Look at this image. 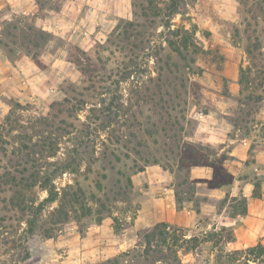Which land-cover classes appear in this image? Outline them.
Segmentation results:
<instances>
[{"label": "rangeland", "instance_id": "374dc122", "mask_svg": "<svg viewBox=\"0 0 264 264\" xmlns=\"http://www.w3.org/2000/svg\"><path fill=\"white\" fill-rule=\"evenodd\" d=\"M0 264H264V0H0Z\"/></svg>", "mask_w": 264, "mask_h": 264}, {"label": "trees", "instance_id": "16d2710c", "mask_svg": "<svg viewBox=\"0 0 264 264\" xmlns=\"http://www.w3.org/2000/svg\"><path fill=\"white\" fill-rule=\"evenodd\" d=\"M242 71H243L242 77H244L245 70L243 69ZM44 188L48 192V197H46L44 201L54 202L58 199V192H56L54 189H52L48 185H44ZM252 196L257 197V198H260L262 196V181L257 177L254 182ZM73 198L74 199H71V201L74 204L79 203V199L76 198L75 195ZM247 212H248V207L246 203V198L243 197L240 200L239 204L236 206L234 213H235V216H237V215H246ZM67 216H68V213L66 212L65 218H67ZM172 229H173L172 225L167 222H161V223L156 224L153 230L149 233H146L144 236L146 244H145V249L143 253L146 256L151 254V252L155 249L159 241H161L163 244L164 243L167 244V246H169L168 248H170L173 245L177 246L181 239L190 240V239L195 238V237H191L190 239H186L185 234H183L182 236L175 235V232L179 231V229L177 228L173 230ZM170 241H172V243H169Z\"/></svg>", "mask_w": 264, "mask_h": 264}]
</instances>
